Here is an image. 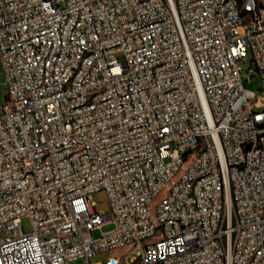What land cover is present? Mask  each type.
<instances>
[{"label":"built area","instance_id":"built-area-1","mask_svg":"<svg viewBox=\"0 0 264 264\" xmlns=\"http://www.w3.org/2000/svg\"><path fill=\"white\" fill-rule=\"evenodd\" d=\"M0 60V264H264V0H0Z\"/></svg>","mask_w":264,"mask_h":264},{"label":"rangeland","instance_id":"rangeland-1","mask_svg":"<svg viewBox=\"0 0 264 264\" xmlns=\"http://www.w3.org/2000/svg\"><path fill=\"white\" fill-rule=\"evenodd\" d=\"M238 63L246 71H248L249 68L251 67L250 58L241 59V60H239ZM244 83L247 87L252 89L256 94L264 95V90L262 87L261 78L257 72H252L250 80H246V78H245ZM6 100H7V85L5 82V76H4V72H3V68H2V63L0 60V111H2V107H3L4 103L6 102ZM254 100H255V98H252V101H254ZM92 200L97 204L98 209L102 213H109L110 212L108 195L104 190L94 193L92 195ZM21 222H22L23 231H25V232L31 231V229H32L31 220L28 217H23ZM113 227H114V225L112 223L104 225L102 231H109ZM92 234L94 237H98L101 235V232L99 230H95V231H93ZM129 254H130V248L129 247L115 248V249H112L110 251H103V252H98V253L94 254L90 258V261L92 263H95V262L104 263L107 258L112 257V256H118L122 259L120 264H127L130 257H128V261L125 260L124 258H125V256H127ZM131 256H133V254H131ZM83 263H84V260L82 258H78L76 260L69 261V262L63 263V264H83Z\"/></svg>","mask_w":264,"mask_h":264}]
</instances>
